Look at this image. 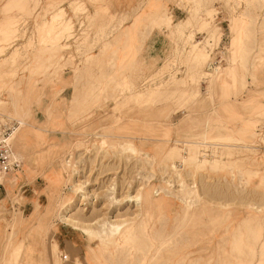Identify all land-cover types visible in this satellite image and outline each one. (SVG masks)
<instances>
[{
    "label": "rangeland",
    "instance_id": "374dc122",
    "mask_svg": "<svg viewBox=\"0 0 264 264\" xmlns=\"http://www.w3.org/2000/svg\"><path fill=\"white\" fill-rule=\"evenodd\" d=\"M110 2L0 0V30L13 22L0 31V121L28 124L12 138L21 168L0 175V264H264V0H165L185 10L175 22L162 0ZM147 22L167 41L158 56L138 54ZM51 24L69 28L53 41ZM22 181L31 211L18 209ZM81 187L79 223L61 222L57 196ZM146 191L170 206L128 200ZM102 220L118 234L104 238ZM57 226L75 240L57 242Z\"/></svg>",
    "mask_w": 264,
    "mask_h": 264
},
{
    "label": "bare ground",
    "instance_id": "6f19581e",
    "mask_svg": "<svg viewBox=\"0 0 264 264\" xmlns=\"http://www.w3.org/2000/svg\"><path fill=\"white\" fill-rule=\"evenodd\" d=\"M161 14V13H160ZM162 16H164V13L162 14ZM63 17V13H59V14H56L55 16H53L51 19H54V22L56 21H59V19H61ZM162 19H165L164 23L167 25V29H172V22H171V19L170 18H162ZM194 19V15H192L188 20L186 21H181L180 23L176 24L174 26V33L176 37H181L183 35V33L189 28V25L192 23ZM61 22V21H59ZM58 22V23H59ZM57 23V24H58ZM57 24H51L48 28H47V31H46V38L48 39H52L53 41H58L59 37L58 35L60 34V32L62 31H66L69 27L68 25H65L62 27H57ZM68 24V23H67ZM13 25V22L11 21H8L6 24H4L2 27H1V32H3L4 34V39L2 38L1 40H6L7 37H8V33L9 31H11L12 29V26ZM62 23H60L59 26H61ZM59 29V30H58ZM13 31V30H12ZM70 31V30H69ZM195 62H196V68L199 72H201V69L203 68L202 66H204V62H203V56L201 53H197L196 56H195ZM200 87H194L192 91H190V93L186 96V97H192L194 95H197L199 93V89ZM41 103V102H40ZM39 104V103H38ZM28 105V104H27ZM32 107V106H31ZM24 108V107H23ZM23 110V109H22ZM29 111V110H28ZM31 111V110H30ZM53 112V111H52ZM15 114V113H14ZM21 115V114H20ZM30 115V114H29ZM27 117L28 116V113L26 115ZM14 117V116H13ZM10 120V119H8ZM13 121V120H12ZM26 121V120H25ZM38 121V120H36ZM46 121V119H45ZM49 120L47 118V121L45 123H42V126H47L49 124ZM29 123V122H28ZM19 127L16 128V130L14 131L13 135H12V138L14 136H17L18 133H20V131L22 129H24L25 127H27L28 124H25L23 122V119L19 121ZM40 125V124H39ZM41 126V127H42ZM49 127V126H48ZM43 128V127H42ZM88 136V135H87ZM86 138V137H85ZM89 138V136H88ZM77 141V140H76ZM72 142V141H71ZM107 143V142H106ZM105 143V144H106ZM77 144V143H76ZM156 144V143H155ZM101 145V144H100ZM123 145H124V142H123ZM183 145V144H182ZM123 148V147H122ZM121 150V149H120ZM68 153V152H67ZM70 154V152H69ZM66 156H68L67 154L66 155H63L61 156L60 158H58L57 160H55V162L57 163L58 167L62 168L63 169V166L67 165V161H66ZM53 167V164L52 166ZM21 168V165L20 167L17 169V170H14V171H18L19 169ZM12 172V171H11ZM69 172V171H68ZM1 175V173H0ZM71 182L70 178L67 177L66 179H64V181H62V183L65 184V187L66 184H69ZM165 184V183H164ZM77 185V184H76ZM75 185V187H76ZM149 185V183H148ZM171 185V184H170ZM182 185V184H181ZM113 188V187H112ZM111 188V189H112ZM192 189V187H191ZM113 190H115L113 188ZM159 190V189H158ZM168 190V189H167ZM75 191H76V194L74 196V198H71L70 197H66V199L64 201H62V197L61 196H57V201H56V208L58 209V214H57V218L63 222V223H66V224H71V225H75V224H78L79 222L75 219H73L72 217H70V211H71V208L75 207L76 206V202L78 200H81V199H84L85 198V187H81V188H75ZM68 195V194H67ZM112 197H110V200L112 201V203L114 204H119L121 202L120 199H117L116 197H113V194H110ZM128 200L132 202H135V206L138 207V209L140 210H144L146 212H152L153 210L155 209H158V208H166V207H169L170 204L167 202V200H163V199H160V200H155L153 198V196L148 192H142V193H139L138 195H135V196H131V195H128ZM109 199V198H108ZM171 201V200H170ZM124 202V201H123ZM202 202V201H201ZM111 206V205H110ZM77 208V207H76ZM72 213V212H71ZM150 214V213H149ZM243 221H245V219H243ZM98 222L96 223H93L92 225H95L97 224ZM243 223V222H242ZM100 224L99 226V229H101L100 233L103 235L104 238L106 239H109L111 236H113L114 234H118V231L120 229V225L117 224L115 221H110V220H107V221H104L102 220L101 223H98ZM91 226V225H90ZM77 227V226H76ZM47 229H49V226L46 227ZM75 228V227H74ZM84 229H90V228H84ZM89 238V237H88ZM95 239V238H94ZM91 245V244H90ZM89 247V246H88ZM89 253V252H88ZM90 254V253H89Z\"/></svg>",
    "mask_w": 264,
    "mask_h": 264
},
{
    "label": "crops",
    "instance_id": "0c3cea01",
    "mask_svg": "<svg viewBox=\"0 0 264 264\" xmlns=\"http://www.w3.org/2000/svg\"><path fill=\"white\" fill-rule=\"evenodd\" d=\"M139 1L140 0H111L109 8L113 11H124V10L131 11L132 9H135L137 7V4ZM162 1H163V4H165L166 6L165 0H162ZM166 7H168L169 10L171 11V14L174 18V22L185 16V10L181 7H178L177 5L168 3ZM132 18H134V16ZM133 23H134L133 19H131L127 23V25L131 26ZM141 41H142L141 46H140L141 49H140V53L138 52V54L143 55V57L158 56L165 50V47L167 46V41L165 37L156 31H153V32L150 31V23L148 22L145 28H143L142 30ZM142 44L144 45L143 47H142ZM31 185L26 184L23 181L20 182V186H21L20 190L23 188L21 193L25 197V200H26L25 205L18 206V209H20L22 212H24L25 208L28 206L30 207V211H31L33 208L32 201L36 199L38 200V195L36 194L34 190L35 188L34 189L31 188ZM0 188H3L5 191L3 184H0ZM24 193L26 194L24 195ZM57 228H58L57 232L55 233V237H56L55 239L57 240V242L65 244L66 242H71V241L73 242L75 240L69 231H67L66 229H63V227H60V226H57Z\"/></svg>",
    "mask_w": 264,
    "mask_h": 264
},
{
    "label": "built area",
    "instance_id": "2783aa9c",
    "mask_svg": "<svg viewBox=\"0 0 264 264\" xmlns=\"http://www.w3.org/2000/svg\"><path fill=\"white\" fill-rule=\"evenodd\" d=\"M223 52V49H221ZM221 52V51H220ZM218 56L210 62L211 67L221 64ZM17 123L12 120L0 121V173H9L20 167V160L15 157L12 147V135L17 127Z\"/></svg>",
    "mask_w": 264,
    "mask_h": 264
}]
</instances>
